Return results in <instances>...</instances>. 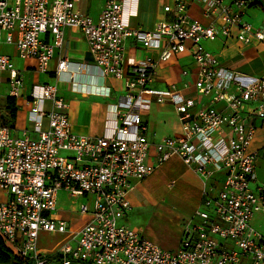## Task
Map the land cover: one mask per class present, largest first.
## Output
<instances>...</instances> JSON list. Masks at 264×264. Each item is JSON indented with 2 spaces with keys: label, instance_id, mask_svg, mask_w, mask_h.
Masks as SVG:
<instances>
[{
  "label": "built area",
  "instance_id": "1",
  "mask_svg": "<svg viewBox=\"0 0 264 264\" xmlns=\"http://www.w3.org/2000/svg\"><path fill=\"white\" fill-rule=\"evenodd\" d=\"M189 1L167 0L161 5L167 17L145 30L128 26L137 3L126 12L124 0H105L96 17L77 10V0H0V44L33 60L35 72H47L65 28L79 29L87 44L83 61L60 58L55 81L29 89L11 56L0 52L5 98L26 106L31 124H0V237L11 252L31 264H264V232L251 223L255 212L264 215V177L257 176L258 162L264 163V140L257 143L264 72L243 80L219 66L209 48L218 37L264 42V26L254 28L244 19L254 0H199L208 23L190 17ZM181 53L195 65L191 84L154 87L159 65ZM70 63L76 71L92 68L102 79L122 82L108 132L72 131L69 103L57 88ZM152 103L173 107L177 133L150 129L144 117ZM171 157L199 177L200 188L178 248L167 251L122 219L131 207L132 180L149 176ZM61 191L89 199L76 209L87 217L75 231L59 216ZM41 231L62 239L39 248Z\"/></svg>",
  "mask_w": 264,
  "mask_h": 264
},
{
  "label": "crops",
  "instance_id": "2",
  "mask_svg": "<svg viewBox=\"0 0 264 264\" xmlns=\"http://www.w3.org/2000/svg\"><path fill=\"white\" fill-rule=\"evenodd\" d=\"M104 1L105 0H77L75 7L82 13L96 17L100 13ZM165 2H167V0H124V10H126V12H129L132 5L137 3L136 13H130L128 16V26L131 28L140 27L145 30L152 29L157 20L167 17V15L161 10V5ZM188 14L190 17L203 23L209 22V18L204 16L202 13L201 3L199 0L189 1ZM243 16L244 19L254 28L264 26V0H254V3L245 9ZM46 39L51 42V35H46ZM125 43L127 46L130 45L129 40H126ZM209 48L214 52L219 66L235 71L243 80H247L248 77L261 76L264 72V42L253 40L250 44H243L236 40L218 37L209 43ZM86 49L87 44L80 30L77 28H65L63 32V44L61 47H55L54 56L50 60L48 70L45 73L46 78L43 79V82L55 81L56 64L60 58L65 56L70 61H83L85 59ZM149 54L155 56L156 51L150 52ZM34 65L35 62L31 64V66L26 65V68L34 69ZM183 70L189 71V75L187 77L182 75ZM194 70L195 65L188 53L177 54L167 62L159 65L155 81L152 84L154 87L160 89L172 83H174L177 87H182L185 82H189L191 84ZM60 77L62 83L66 85V89L70 93L77 94L80 97V99L77 97L71 98L68 102L66 98L62 96L69 103L67 112L72 131L77 134L84 135H99L104 132H108L107 128L111 124L114 117L111 105L117 102L119 95L123 92L122 82L118 79L109 77L102 79L92 68L76 71L72 63L68 65L67 71L62 73ZM68 77H70V79H68ZM29 88L30 87H28V89ZM105 88L110 90V94L107 96L103 93ZM188 89L191 90V87ZM188 94H192V90L188 92ZM102 98L110 99L112 102H107ZM15 101L17 105L16 116L13 122L15 127H30L31 124L27 119V107L21 105L19 100ZM20 106L24 109V116H21L20 111H18ZM162 110H172L175 113L171 105L158 104V111ZM144 120L148 123L147 116L144 117ZM43 125L46 126L45 120ZM152 130L155 131L154 129ZM263 140L264 121H262V126L257 132V143ZM170 161L176 165L178 164L179 167L182 168L179 172L178 178H182V174H189L192 175L195 182L199 185L197 198L198 204L200 188L199 177L183 165L177 157H171L165 163ZM163 165L158 169L163 167ZM259 171L264 173V163L260 161L257 166V176ZM145 178L132 180V190L129 193L130 205L131 197L137 195L138 191L143 192L142 181ZM61 193L63 192L61 191L58 194V200ZM61 212L62 211L59 212V216L66 219L70 229L74 231L79 229L87 217L77 215L76 224L74 225L73 222L66 218Z\"/></svg>",
  "mask_w": 264,
  "mask_h": 264
},
{
  "label": "rangeland",
  "instance_id": "3",
  "mask_svg": "<svg viewBox=\"0 0 264 264\" xmlns=\"http://www.w3.org/2000/svg\"><path fill=\"white\" fill-rule=\"evenodd\" d=\"M0 52L8 53L14 66L21 70L26 87L33 83H42L46 78L45 73L35 72L33 68H26L34 63L31 59H21L17 56L16 50L12 45L0 44ZM5 75H1L2 83L0 84V124L13 125L14 120L10 117L5 108V96L7 84ZM58 95L64 96L69 102L71 98L79 95L72 94L66 89L62 80H58ZM123 90V89H122ZM70 94V95H68ZM107 102L112 100L102 98ZM20 115L24 116V109L18 108ZM147 120L150 129H154L158 135H172L179 131L177 115L171 110L158 111V104L152 103L151 110L147 113ZM179 165L172 161L165 163L163 167L155 170L142 181L143 192L138 191L137 195L131 197V208L122 222L130 229L140 232L147 239L155 242L161 249L167 251L176 250L179 246L181 236L186 220L190 217L197 206L198 187L192 175L182 174ZM260 179L264 177L262 171L258 172ZM172 180H175L172 184ZM83 196L76 198H67L61 193L57 202V208L61 213L75 225L77 207L81 202H87ZM254 228L264 232V216L262 212H255L251 221ZM62 235L57 233L41 231L39 233V248L50 249L57 242H60Z\"/></svg>",
  "mask_w": 264,
  "mask_h": 264
},
{
  "label": "trees",
  "instance_id": "4",
  "mask_svg": "<svg viewBox=\"0 0 264 264\" xmlns=\"http://www.w3.org/2000/svg\"><path fill=\"white\" fill-rule=\"evenodd\" d=\"M5 108L10 117L14 120L16 116L17 105L14 98L6 97ZM0 264H31L30 261L24 260L11 252L0 237Z\"/></svg>",
  "mask_w": 264,
  "mask_h": 264
}]
</instances>
